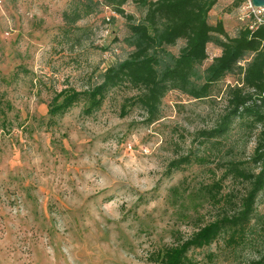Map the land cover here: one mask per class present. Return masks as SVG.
<instances>
[{
	"label": "rangeland",
	"instance_id": "rangeland-1",
	"mask_svg": "<svg viewBox=\"0 0 264 264\" xmlns=\"http://www.w3.org/2000/svg\"><path fill=\"white\" fill-rule=\"evenodd\" d=\"M82 2L0 0V264H158L160 251L218 215L205 187L224 173L220 163H247L256 147L249 130L237 127L208 164L172 167L204 153L198 133L225 113L227 88L239 82L234 75L204 101L170 92L152 125L140 109L120 116L134 93L126 88L112 91L92 116L81 102L51 118L56 92L88 89L131 51L126 20L112 9L66 24L64 14ZM239 2L219 0L211 12L210 22L222 21L232 37L251 21L243 19L249 0ZM125 10L141 16L131 1ZM208 53L204 67L221 51L209 45ZM243 190L227 182V192ZM262 214L264 191L256 205ZM248 239L237 253L221 238L189 256L194 264H249L264 244L259 233Z\"/></svg>",
	"mask_w": 264,
	"mask_h": 264
},
{
	"label": "trees",
	"instance_id": "trees-1",
	"mask_svg": "<svg viewBox=\"0 0 264 264\" xmlns=\"http://www.w3.org/2000/svg\"><path fill=\"white\" fill-rule=\"evenodd\" d=\"M130 1L141 11L139 18L126 12L125 6ZM218 2L83 0V9L64 14L66 24L73 25L83 17L99 13L103 7L112 9L126 20L129 35L124 42L131 51L124 60L102 72L88 89L66 87L56 92L49 109L51 118L65 116L81 102L85 104L84 113L92 116L101 110L112 91L126 88L134 93L124 99L120 116L125 118L132 110L140 109L145 112V123L152 125L161 119L163 100L170 92L179 91L191 99L204 101L213 96L215 87L229 75L239 77L236 85L227 88L225 113L212 129L198 133L204 153L175 161L172 167L208 164L213 149L222 146L237 127L249 130L256 140L250 161L232 158L220 163L224 173L205 187L218 215L186 240L160 251L154 261L158 264H194L189 256L192 250L211 246L221 238L232 253L252 244L250 234L259 233L264 244V214L256 215L257 200L264 191V25L251 29V20L232 37L222 21L210 22ZM180 42L184 46L179 53L173 52L171 48ZM209 45L221 53L204 67L210 58ZM227 153L234 156V148ZM228 181L242 185L241 194L227 192ZM249 264H264V254Z\"/></svg>",
	"mask_w": 264,
	"mask_h": 264
},
{
	"label": "built area",
	"instance_id": "built-area-1",
	"mask_svg": "<svg viewBox=\"0 0 264 264\" xmlns=\"http://www.w3.org/2000/svg\"><path fill=\"white\" fill-rule=\"evenodd\" d=\"M248 0H245V3ZM245 13L243 19L252 20L250 25L251 29H257L258 27L264 25V8H257L253 5L252 1L249 0V6L244 7Z\"/></svg>",
	"mask_w": 264,
	"mask_h": 264
},
{
	"label": "water",
	"instance_id": "water-1",
	"mask_svg": "<svg viewBox=\"0 0 264 264\" xmlns=\"http://www.w3.org/2000/svg\"><path fill=\"white\" fill-rule=\"evenodd\" d=\"M252 3L257 8H264V0H252Z\"/></svg>",
	"mask_w": 264,
	"mask_h": 264
}]
</instances>
